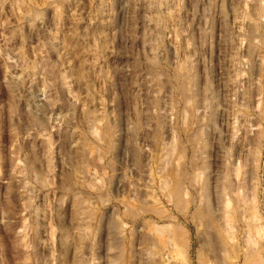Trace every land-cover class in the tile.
I'll return each mask as SVG.
<instances>
[{"label": "clouds", "instance_id": "clouds-1", "mask_svg": "<svg viewBox=\"0 0 264 264\" xmlns=\"http://www.w3.org/2000/svg\"><path fill=\"white\" fill-rule=\"evenodd\" d=\"M66 2L0 0V15L6 6L13 14L23 9L17 24L0 23V61L16 138L7 172L0 152V186H6L0 192V228L9 236L16 264H229L241 257L244 264H264V230L257 239L250 220L222 226L225 215H249L248 197L254 193L248 190L247 170L264 152V0L204 5V20L221 19L227 26L221 36V46H230L224 52L231 61L227 96L201 70L202 41L171 59L165 34L179 24L170 25L171 13L162 11L167 0H126L133 21L147 7L145 20L156 33L152 52L129 66L127 113L119 104L108 110L98 84L113 78L98 77L86 58L106 51L101 37L87 29L82 35L79 17L71 29L49 22L46 9L57 8L58 14V5ZM201 3L193 0L195 14ZM61 31L88 66L79 80H70L61 61L51 59L62 55ZM205 31L206 41L211 26ZM32 34L38 40L34 59L27 53ZM257 60L259 79L252 75ZM33 85L38 91L27 95ZM22 100L25 112L18 111ZM222 113L228 116L227 130ZM46 126L66 130L65 139L51 140ZM41 138L48 141L43 154L37 146ZM230 197L235 207L228 212L224 205ZM217 200L220 207L214 208ZM49 219L51 240L42 235ZM188 223L197 227L195 257ZM4 248L0 237V264H10Z\"/></svg>", "mask_w": 264, "mask_h": 264}, {"label": "rangeland", "instance_id": "rangeland-1", "mask_svg": "<svg viewBox=\"0 0 264 264\" xmlns=\"http://www.w3.org/2000/svg\"><path fill=\"white\" fill-rule=\"evenodd\" d=\"M207 3V0H202L199 6L198 14L193 12V0H167L165 8L162 10L166 13H171L168 17L170 25L175 26L178 22L179 27L176 30L170 28L166 33L165 47L168 49L171 59L175 61L177 55H182L188 48L190 43L203 42V48L205 52L204 64L201 66V70L209 75L213 81L219 85L223 90V94L227 96V78L228 72L231 67V61L225 58L224 52L226 49L230 50V46L225 43L221 46V36L225 34L226 25L221 19L214 18L212 21L203 19V8ZM126 0H70L58 5L59 13L57 14V8L46 9L48 13L49 22L55 21L58 25L71 29V26L76 17L82 21L79 28L81 34H85L84 30L87 29V34L91 36H100V43L106 49L102 56L98 54H88L87 59L89 65L94 64L97 76L101 74H110L112 80L106 84L99 85L104 87L103 99L108 102V110L111 111L114 104H119L125 113L129 110V97L127 95V87L130 83L128 76V69L135 58L139 56L143 58L145 53L152 52V44L155 43V32L151 29L154 25H150L145 20V15L148 13L146 6H142L136 14V18L133 21L125 9ZM23 9H18L13 14L11 6H6L5 14L0 15V23L8 21L9 24L14 25L19 21L17 17ZM39 26V25H38ZM211 26L212 33L211 39L204 40L207 34L205 29ZM146 29L149 31V35L146 38ZM25 28V33H27ZM67 33L61 31L60 33V51L62 55L57 57L51 55L53 61L59 59L61 61L62 69L67 74L68 78L79 80L82 71H87V65H83V60L79 53L75 51V45H70L66 39ZM127 37V38H126ZM38 43L36 34L31 35L30 45L27 48V53L30 59L35 58L33 49ZM95 44L96 41H90ZM247 49V45L245 46ZM255 60V57L253 58ZM0 61V152L6 157L3 161L6 172L11 167V154L14 148L16 138L12 135L11 131V116H12V96L4 83L5 69ZM206 65V66H205ZM252 75L255 79H259L261 76L260 63L257 60L253 69ZM77 84L73 90L79 89ZM27 88L28 85H25ZM38 91L35 85L31 87L27 95ZM255 97V93L253 94ZM63 99V94H61ZM255 104V98L253 99ZM134 107V102H133ZM27 104L22 100L19 104L18 111L25 112ZM60 113V107H57L56 114ZM46 123V122H45ZM220 123L224 125L227 130L228 116L226 113H222L220 116ZM46 132L51 133V140L63 141L65 139L66 130L61 132L52 131L50 127H45ZM67 140H71L70 133L67 134ZM29 143L25 141L23 147L25 150H29ZM37 146L40 152L43 154L48 150V141L41 138L37 141ZM70 147V144H69ZM59 168L56 169L58 173ZM246 182L249 185V192L254 193L248 198L252 201L249 206L250 211L248 216H236L225 215L223 217V227L227 228L229 221L237 220H250L255 226V236L258 239L262 230H264V152H261L259 159L254 162L253 166L248 170ZM54 182H58V176L53 175ZM255 180V184H253ZM6 186H0V192L5 191ZM210 203L212 197H209ZM235 201L229 198L224 205L225 209L230 210L235 207ZM214 208L220 207L219 201L213 204ZM256 214H255V213ZM254 213V214H253ZM240 215V216H239ZM221 219V217H217ZM233 219V220H232ZM257 225V227H256ZM188 236V243L190 246L191 255L195 257L197 248V227L195 224L188 223L185 225ZM258 230V231H257ZM54 229L51 226V220L49 219L47 224V232L42 233L47 239H52V232ZM0 237L3 238V244L5 245L4 253L9 258L10 264H16L14 259V253L11 249V243L9 236L5 230L0 228ZM43 251V249H41ZM48 255H55L54 252L49 251ZM58 264V262H57ZM229 264H244L243 258L239 260L230 261Z\"/></svg>", "mask_w": 264, "mask_h": 264}, {"label": "bare ground", "instance_id": "bare-ground-1", "mask_svg": "<svg viewBox=\"0 0 264 264\" xmlns=\"http://www.w3.org/2000/svg\"><path fill=\"white\" fill-rule=\"evenodd\" d=\"M234 205H235V203H234ZM254 213H255V212H254ZM254 213H253V214H254ZM255 214H256V213H255ZM239 216H240V215H239ZM232 220H233V219H232ZM224 223H225V222H224ZM256 227H257V225H256ZM257 231H258V230H257Z\"/></svg>", "mask_w": 264, "mask_h": 264}]
</instances>
